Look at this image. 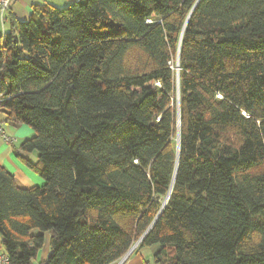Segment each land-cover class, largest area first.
Listing matches in <instances>:
<instances>
[{
  "label": "trees",
  "instance_id": "16d2710c",
  "mask_svg": "<svg viewBox=\"0 0 264 264\" xmlns=\"http://www.w3.org/2000/svg\"><path fill=\"white\" fill-rule=\"evenodd\" d=\"M8 21L0 112L34 131L20 150L44 179L0 165L8 264H34L45 232L39 264H113L138 240L161 246L154 264H264V0H76Z\"/></svg>",
  "mask_w": 264,
  "mask_h": 264
},
{
  "label": "crops",
  "instance_id": "0c3cea01",
  "mask_svg": "<svg viewBox=\"0 0 264 264\" xmlns=\"http://www.w3.org/2000/svg\"><path fill=\"white\" fill-rule=\"evenodd\" d=\"M74 1L76 0H11L10 6L4 13L3 18L0 17V36L8 30V19L10 17H14L18 21L28 20L33 5H52L57 8H63ZM0 126L8 136L14 139L13 144H7L0 137V165L14 176L17 184L21 187L30 188L43 185L44 179L29 169L24 163V159L31 163H37V152L26 153L20 150L22 141L31 138L34 135V131L27 125L8 120L3 112H0ZM31 233L35 235L39 231L32 230ZM43 235V246L36 259L38 260V264L47 258L50 251L51 233L45 232ZM160 249L161 246L159 244L137 247L123 264H154V255ZM0 251L4 252L1 237Z\"/></svg>",
  "mask_w": 264,
  "mask_h": 264
},
{
  "label": "built area",
  "instance_id": "2783aa9c",
  "mask_svg": "<svg viewBox=\"0 0 264 264\" xmlns=\"http://www.w3.org/2000/svg\"><path fill=\"white\" fill-rule=\"evenodd\" d=\"M11 0H0V17L3 18L4 13L8 10ZM0 100H2L0 98ZM0 137L7 144H13L14 139L8 136L0 126ZM140 240L135 242L133 246L117 261L113 264H123L126 259L135 251ZM9 258L5 252L0 251V264H8Z\"/></svg>",
  "mask_w": 264,
  "mask_h": 264
},
{
  "label": "rangeland",
  "instance_id": "374dc122",
  "mask_svg": "<svg viewBox=\"0 0 264 264\" xmlns=\"http://www.w3.org/2000/svg\"><path fill=\"white\" fill-rule=\"evenodd\" d=\"M128 59L132 62H135L136 60H138V55L132 52ZM34 264H38V260L34 261Z\"/></svg>",
  "mask_w": 264,
  "mask_h": 264
},
{
  "label": "water",
  "instance_id": "95a60500",
  "mask_svg": "<svg viewBox=\"0 0 264 264\" xmlns=\"http://www.w3.org/2000/svg\"><path fill=\"white\" fill-rule=\"evenodd\" d=\"M175 65H176V69L178 70V58L175 61ZM177 98H178V96H177Z\"/></svg>",
  "mask_w": 264,
  "mask_h": 264
}]
</instances>
